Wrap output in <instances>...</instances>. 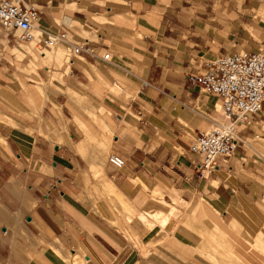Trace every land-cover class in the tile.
<instances>
[{"label": "crops", "instance_id": "obj_1", "mask_svg": "<svg viewBox=\"0 0 264 264\" xmlns=\"http://www.w3.org/2000/svg\"><path fill=\"white\" fill-rule=\"evenodd\" d=\"M34 1L45 32L111 60L65 45L49 60L0 29V263L219 264L221 236L244 254L264 246V105L202 178L191 144L225 119L220 97L189 80L223 53L260 49L264 5Z\"/></svg>", "mask_w": 264, "mask_h": 264}, {"label": "built area", "instance_id": "obj_2", "mask_svg": "<svg viewBox=\"0 0 264 264\" xmlns=\"http://www.w3.org/2000/svg\"><path fill=\"white\" fill-rule=\"evenodd\" d=\"M264 5V0H259ZM41 8L34 0H0V28L4 35L16 36L15 43L35 40L40 46L65 45L71 55L89 53L99 61H110L111 52L97 53L88 41L77 42L68 30L45 32L39 25ZM14 30L19 33L15 34ZM70 60V59H69ZM191 83L199 84L206 93L220 97L223 121L217 120L212 127L198 131L191 151L197 155V174L208 177L222 157L232 155L243 142L240 127L258 114L264 105V44L259 50L240 49L223 53L208 62L202 71L189 73ZM144 83H148L144 81ZM110 162L120 168L126 159L118 153L109 154ZM264 202V189L261 192Z\"/></svg>", "mask_w": 264, "mask_h": 264}, {"label": "rangeland", "instance_id": "obj_3", "mask_svg": "<svg viewBox=\"0 0 264 264\" xmlns=\"http://www.w3.org/2000/svg\"><path fill=\"white\" fill-rule=\"evenodd\" d=\"M1 29V28H0ZM4 32V30L2 29ZM15 34H18V30H14ZM10 42L15 43L16 42V36L13 34H10ZM35 41V40H33ZM32 42V41H30ZM25 43L28 42H22L21 45H25ZM39 48H41L47 55V58L53 59L56 55L57 60L59 62L64 61L65 57V49L62 44H59L54 47H48V46H43L40 47L37 45ZM35 51V50H34ZM41 57V54L39 53L38 50L33 52V62L37 64V61ZM69 60V59H67ZM45 93L43 92V95ZM99 119V118H98ZM98 119H96L95 123H98ZM102 122L103 119L101 118ZM104 125V123H102ZM172 213H175L176 208H172ZM222 239L219 238V244L217 246V252H218V257L220 258L219 264H264V246H260L258 244H252L250 243V253H243L240 250H242V247L239 246V252H237L236 246H232L230 244H225L226 238L221 236ZM1 264V263H0Z\"/></svg>", "mask_w": 264, "mask_h": 264}]
</instances>
